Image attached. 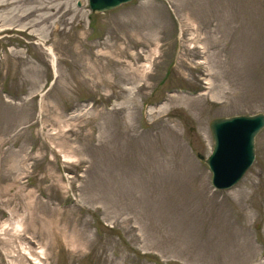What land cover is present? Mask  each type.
Listing matches in <instances>:
<instances>
[{"label":"rangeland","instance_id":"1","mask_svg":"<svg viewBox=\"0 0 264 264\" xmlns=\"http://www.w3.org/2000/svg\"><path fill=\"white\" fill-rule=\"evenodd\" d=\"M64 1L0 22V264H264V128L233 188L197 157L264 114V0Z\"/></svg>","mask_w":264,"mask_h":264},{"label":"water","instance_id":"2","mask_svg":"<svg viewBox=\"0 0 264 264\" xmlns=\"http://www.w3.org/2000/svg\"><path fill=\"white\" fill-rule=\"evenodd\" d=\"M132 0H89L94 13L119 7ZM81 3H78L80 6ZM264 128V114L216 118L210 121L209 130L213 145L210 155L198 159L212 172V185L227 190L237 184L254 161V139Z\"/></svg>","mask_w":264,"mask_h":264},{"label":"bare ground","instance_id":"3","mask_svg":"<svg viewBox=\"0 0 264 264\" xmlns=\"http://www.w3.org/2000/svg\"><path fill=\"white\" fill-rule=\"evenodd\" d=\"M169 0H154L142 1L141 4L152 5L154 3H164ZM194 0H187L193 2ZM64 0H0V12L8 9L10 13H2L0 15V22L15 21L18 24L24 23L25 29L35 27L39 24H48L50 21H63L68 15V7ZM63 11V12H61ZM50 53L52 50L48 49ZM156 52V51H155ZM150 60L141 70V76L148 71L150 67ZM9 224L4 223L2 228L8 227ZM30 255V253H28Z\"/></svg>","mask_w":264,"mask_h":264}]
</instances>
